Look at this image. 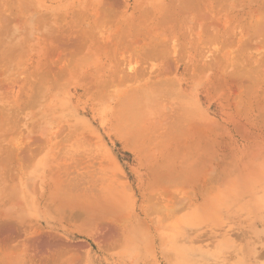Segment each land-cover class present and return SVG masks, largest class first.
<instances>
[{
	"label": "rangeland",
	"instance_id": "obj_1",
	"mask_svg": "<svg viewBox=\"0 0 264 264\" xmlns=\"http://www.w3.org/2000/svg\"><path fill=\"white\" fill-rule=\"evenodd\" d=\"M71 1L56 0L44 3L42 1L40 3L45 4L44 6L41 4L40 7L33 8L28 4L24 5L23 2H20L22 4L20 5L18 1L19 8L22 7L20 9H24L25 12L29 8L26 13L30 14L27 16L16 4L17 16L20 18L27 16L32 20L33 17L34 21L36 14L43 18L45 15L48 17L54 10L57 11L46 19L48 26L40 17L41 22H44L42 24L47 26L45 28L38 21L37 15L35 20L41 25L37 24L38 29L32 28L37 22L29 20L33 24L30 25L27 18L23 19L22 25L29 23V28L28 26L24 28L30 30L32 26L30 31L23 28L16 31V26L15 34L11 33V28L1 27L2 31L6 29L7 34L0 31V35L1 33L8 35V30L10 31L9 38L5 34L4 38L2 35L0 37L2 45L6 41L4 46L0 44L4 49L0 48V54L1 51L4 52L0 57L4 59L3 61L0 59V264H178L176 262L178 260L174 259H181L180 264L191 262L198 264L199 261V264H205L208 260L209 264L217 262L226 264L227 261L230 262L227 264L231 262L264 264V0H226L225 3L221 0H215L217 3L211 0L210 4L208 0L207 3L201 0L204 3L201 4V8L202 6L208 8H205L207 9H204L205 11L202 9L203 13L210 10L209 15L208 13L205 15L206 18L202 13L203 17L209 20L207 15H211V21L217 19L213 24L217 26L206 25L211 28L205 27L203 22L205 24L209 22L203 21L204 18L200 21L202 23L198 22L199 25L192 23L196 21L197 10L201 9L199 7L196 11L192 8L194 12L189 13L187 9V13L192 16L188 14L187 16L186 13L184 15L189 20L191 17L195 20L191 21V18L192 24L188 20V25L186 17L182 15L183 11L186 12L182 10V6L187 1L176 0L174 3L177 2V6L171 8L178 7V2L179 6L183 3L179 7L182 10L179 14L181 18L186 19L183 23L188 25L184 28L183 23L178 24L182 27V32L172 17L169 21L172 25L174 21L178 28L172 26L170 22L168 24L167 19L171 13H168L167 17L164 16L165 21L158 15L154 18L157 13H151L153 16L145 17L146 19L141 21L142 24L138 23L145 32L139 33L140 35L135 33L133 38L131 36L134 31L140 29H136L139 28L137 24L136 30L132 28V31L128 20L126 21L127 16L128 19L134 18L135 15L139 16L143 12L141 10H145L151 0H119L124 7L122 10L127 11L122 14L120 13L122 10H119L120 5L118 8H108L112 2L104 0L108 3L105 6L106 3L98 0L102 1V4L94 3L98 10L107 11L112 16L111 12L114 9V15L117 14L119 18V22L115 21L116 23L111 20L112 18L116 20L115 16L108 18L113 25H110L112 22L106 21L108 24L105 22L103 25L104 31L98 30L101 36L96 30L98 34L96 36L99 38L95 36V31L87 32V27L86 30L82 29L83 27L73 29L67 27L68 23H75L77 16L79 18L81 16L76 12L81 11L82 6H78L77 10V5ZM154 1L168 3L167 9H170V0ZM66 3L74 6L67 10ZM171 4L173 5L172 2ZM23 5L27 7L26 10ZM98 5H102L103 8L101 6L99 8ZM30 8L33 9L31 13ZM36 8L37 10L43 8V11L35 10V13ZM167 9L164 8L161 12L166 14ZM33 12L34 16L31 17ZM117 12L121 15L119 16ZM22 13L25 15H21ZM124 13L127 15L126 19ZM201 16L197 17L198 20ZM82 18L80 22L77 21L79 24L85 22ZM149 19L150 23L145 21L146 26L144 20ZM152 19H155V22L151 21ZM90 20L92 19L89 18L85 23H90ZM218 21H222L219 26ZM163 22L167 24L166 29L175 30L178 34L172 35L174 32L169 31L171 35L168 32L164 34L165 28L159 25L163 27L159 29L157 26ZM143 23L145 28L142 26ZM255 23L258 28L251 27ZM203 25L210 31L205 30ZM124 26L126 28L128 26V33L122 32ZM155 26L160 31L155 29ZM151 30L154 33L158 30L160 33L156 34L164 37L159 36V39H163V42L160 41L166 43L165 46L168 45L161 46L162 48L157 46L162 50L153 46L158 51L157 54L160 55L162 52L161 56H156L155 50H153L155 53L150 52L153 41L149 40L147 32L150 33ZM193 33L198 39L201 36L203 44L200 39L198 43L195 41L197 36L192 38ZM103 34L107 37L109 35L108 39ZM127 34L130 35L126 40L128 47L130 39L135 46L132 44L133 51L130 47V51L124 52V46L127 48V45L123 38H127ZM143 34L147 36L146 40L144 35L146 43ZM203 34L206 37H203ZM93 35L96 40L91 37ZM187 35L193 40H185V43L183 39L188 37ZM135 36L138 38L133 41ZM13 37L17 39L16 42ZM101 38L105 41L103 42ZM179 38L185 45L183 42V46L179 44ZM211 38L213 40L210 41ZM100 39L101 43L98 41ZM138 39L140 42L135 43ZM207 39L210 42L206 41ZM164 40L172 43L168 44ZM14 42L19 47L16 51L14 49L15 55L11 49L17 47ZM119 43H122V50L118 48ZM196 43L200 45L199 49H196L198 48ZM111 44L114 48L107 47ZM143 44L147 50L150 49L148 50L150 55L147 51L145 57L146 53L142 54L143 50H146L142 47ZM137 45L140 47L139 50L142 49L141 54L134 53L139 52L135 50ZM163 48L166 49V53ZM154 54L155 58L149 57ZM220 75L225 79L219 80ZM169 79L173 80V83L169 82ZM103 80L106 82L102 83ZM165 81L172 84L168 86ZM152 82L153 87L150 84ZM107 83L112 86L107 87ZM162 84H166L165 87ZM166 90H170L169 94L163 92ZM185 119L187 123L191 121L192 124L185 123ZM173 120L178 121L174 123ZM178 122L180 125H176ZM200 129L203 132H199ZM169 132L172 134H168ZM173 134L176 135L175 138ZM254 176L258 179H254ZM212 183L218 188H215L216 185L211 186ZM233 184L240 189H237L239 193L236 189L234 191ZM247 185L252 186L251 191L257 192L251 194L250 188L249 191H245ZM210 188L216 189L218 194ZM226 188H231L230 190L235 193L231 191L232 195L230 193L231 196H228L224 191L230 190ZM220 190L233 202L227 198L223 201L217 199L222 200L223 196L226 197L220 195ZM164 191L169 192L166 193L167 196ZM244 191L246 193H243ZM233 194L237 195L236 198ZM163 198L168 199L165 201ZM208 200L213 205H210ZM216 201L220 207L216 206L218 205ZM190 202L192 205L189 207ZM221 202L225 204L227 202L228 208L227 204ZM186 203H189L188 206ZM202 206L206 210V217L204 210H200ZM212 206L214 208L216 206L217 209ZM234 207L237 209L234 210ZM240 207L241 211L238 209ZM160 210L165 211V215L162 213V216ZM195 210L198 215L196 219L193 217ZM208 212L213 215H208ZM224 212L227 214H223ZM231 214L237 217L230 218ZM207 217L209 222L212 218L217 220L215 219L213 224L206 223ZM198 221L202 223L199 222L198 225ZM177 231L181 232L177 234ZM185 232L188 233L187 237L191 242ZM141 234L144 235L143 239ZM149 234L150 236L153 234L152 241L148 237ZM171 235L173 237H170ZM138 237L145 242L140 243L141 240H136ZM225 237L231 242L235 241L238 246L231 247L235 242L233 244L230 240H225ZM223 241L224 243H221ZM178 245L182 247L181 252L177 251ZM149 246L152 249L147 248L148 252L146 247ZM239 248L243 254L241 252L239 254ZM217 254L222 257H220L223 259L222 262ZM212 259L215 260L211 262Z\"/></svg>",
	"mask_w": 264,
	"mask_h": 264
},
{
	"label": "bare ground",
	"instance_id": "obj_2",
	"mask_svg": "<svg viewBox=\"0 0 264 264\" xmlns=\"http://www.w3.org/2000/svg\"><path fill=\"white\" fill-rule=\"evenodd\" d=\"M18 1H19V3H20V2H23L24 5H27V4H28L30 7L33 8V7H38V6L40 7V5L44 3V1H50V2L52 1V2H55L56 0H55V1H54V0H0V31H1V32H3V31L6 30V29H3V31L1 30V29H2L1 27L4 26L3 28H7V29L11 28V30H12L11 33H15V34H16L17 32H15V29H14L16 26H17V27H16V28H17L16 31H18V29H20V28H23V29L25 30V29L29 28V26L32 24V23H30V21H31V22H34V23L37 22V21L35 20V19L37 18V17H35L37 14H36L35 16L33 15L34 12L31 14V17L34 16V21H33V17H32V20H30L31 18L28 19L27 16L30 15V14H29V13H26V12H28V9H29V8L27 9V7L25 8V6L23 5V7L25 8V10L27 9V11L25 12L24 9L21 10L22 7H20V8H21V9H20L19 6L22 5V4H21V3H20V5L17 4ZM42 1H43V3H40V2H42ZM63 1H64V0H63ZM102 1H103V3H106L104 0H102ZM102 1L99 2L98 0H72L71 2H74V5H77L76 8H77L78 6H82L81 11L79 10V7H78L77 10H79V12H76V13H78L79 15L81 14V16H82V15H83V16L86 15V16H84V17L82 16L83 18L80 16V18H79V16H77L78 14L75 13L76 16H77L79 19H78V18L75 16V14H74V17L77 18V20L75 21V19H74L75 23H74V22L72 23V22L70 21L71 23H70V24L68 23L67 27H71L72 29H73V28H82V27H83L82 29H84V30H86V27H87V28H88L87 32H88V31H92V33H93V32L95 31V33H96V30H97V31H98V30H99V31L101 30V32L104 31L103 28H104L105 26H103V25H105V22H106V21H108L109 23L112 22V21H114V23H116L115 21H118L119 18H118V15H117V14H116L117 17H116V15H114V14H115V13L113 12L114 9H113V11H112V10H110V9L108 10V9L106 8L108 11H112L111 13H113V14H112V16H111L107 11H100V9H99V10L97 9V8H98L97 6H96L97 8L95 7V4H96V3H100V4H102V3H101ZM106 1H107V2H112L111 4L109 3L108 8H109V7H110V8H115V7L118 8L117 6H119V5H120V8H121V9H119L120 11L124 8L123 6H121V2H120L119 0H106ZM151 1H152V0H151ZM151 1H150V3L147 4L146 8H145L144 5L141 3L142 7H144L145 10L142 9L141 11H143V12L140 11L142 14H140V15L138 14L139 16H136V15H135L134 18H131V17H130V18H129L130 20L128 19V16L125 14L127 11H123L124 9H123L121 12L119 11L121 14H122V12H125V13H124V14H125L124 16H125V19H126V16H127L126 21L128 20L129 25H130V27H131V28H130L131 30H132V28H133V30H136V29L143 30V29L140 28V26H139L140 23H139V22H141L143 19L148 18L147 16H149V17H151L150 15L153 16V14H151V13H154V14L157 13L156 15H154V16H155L154 18H157L156 16L158 15V16H160L164 21H165V19H164L165 17H164V16L167 17L168 13H171V14H169L170 16L168 15V16L170 17V18L168 17L169 19H167V20H168V21H167L168 24H169V22L171 21V20H170L171 17L174 19V21L177 22V25H178V24H181V23H183V20L185 21V20L187 19V16L189 15V14H188L189 11H192L193 9H194V11H196L198 7L201 8V4L204 5L203 1H201V0H186L187 2H186V1H181V0H180L181 2H186V3H188V5L185 3V5H187V6L183 5V3H181V4L183 5V6H182V10H183V9L186 10V12L183 11V14H182V15H184L185 13H186L185 15L188 14L187 16L184 15V17H186V19H184V18H181V17H180L181 15L179 14V12L181 13V11H182L181 8H179V7L181 6V4H180V6H179V2H178V7H175V8H178L177 10H174L175 8H171V7L177 6V2H176V4L174 3L176 0H170V3H169V4H170V9H169V10L167 9V7H169V6H168V3H163V2H161V1L159 2V1H154V0H153V2H151ZM177 1H178V0H177ZM208 1H209L208 3L210 4L211 0H208ZM214 1H215V0H214ZM218 1H220V0H218ZM221 1H222L223 3H225L224 1H226V0H221ZM69 2H70V1H69ZM171 2L173 3V5L171 4ZM204 2L207 3V0H205ZM215 2L217 3V1H215ZM222 2H221V3H222ZM46 3H47V2H46ZM94 3H95V4H94ZM144 3H147V2H144ZM212 3H213V2H212ZM228 3H229V2H228ZM228 3L226 2V4H228ZM16 4H17L18 6H17ZM66 4L68 5V3H66ZM112 4L115 5V6H113ZM226 4H225V5H226ZM28 5H27V6H28ZM32 5H33V6H32ZM44 5H45V4H43L42 6H44ZM51 5H52V4H50V6H49V5H46V6H49V7L51 8V7H52ZM74 5H70V6L68 5V7H67L68 9H67L66 7H65V9L69 10L70 8H72L71 6H74ZM107 5H108V3L105 4V6H107ZM111 5H112L113 7H112ZM141 5H140V7H141ZM205 5H206V4H205ZM16 6H17L21 11H24V12L26 13L27 16H25V17L28 19V21L30 20V21H29V23H30L29 26H28L29 23H28L27 25H25V26H24L25 23L22 25V23H23V19L25 20L26 18H24V17L20 18V16H17V14H18V10H16V8H17ZM46 6H45V7H46ZM98 6H99V8H100V6L103 8L102 5H98ZM207 6H208V5H207ZM218 6H219V5H218ZM221 6H223V4H222ZM227 6L229 7V5H227ZM231 6H232V4H231ZM69 7H70V8H69ZM122 7H123V8H122ZM126 7H127V6H126ZM126 7H125V8H126ZM140 7H139V10H140ZM203 7H204V6H202L201 9H198V10H201V11H199L200 13H199L198 10H197L198 16H201L202 13H203V11H205V10L208 9L206 6H205V8H207V9H205V8H203ZM228 7H227V8H228ZM164 8L167 9L166 14L162 13ZM192 8H193V9H192ZM195 8H196V9H195ZM222 8H223V7H222ZM229 8L231 9V7H229ZM46 9H48V8H45V10H46ZM52 9L54 10V8H52ZM52 9H49V10L53 11ZM56 9H57V8H56ZM58 9H59V8H58ZM104 9H105V8H104ZM171 9H172V11L174 12V15H172L173 12L171 11ZM187 9H188V13H187ZM189 9H190V10H189ZM191 9H192V10H191ZM202 9H203V11H202ZM204 9H205V10H204ZM219 9H220V8H219ZM32 10H33V9L30 8V13H31ZM35 10H37V8L34 9V11H35ZM39 10H42V11H43V8H42V9L40 8ZM39 10H37V12H40ZM77 10H76V11H77ZM101 10H102V9H101ZM115 10H117V9H115ZM139 10L136 9V11H139ZM215 10H216V9H215ZM222 10H223V9H222ZM222 10H220V11H222ZM224 10H225V9H224ZM42 11H41V12H42ZM56 11H57V10H54V12H56ZM161 11H162V12H161ZM170 11H171V12H170ZM194 11H192V12H194ZM209 11H210V10H208L207 13H208ZM54 12H53V13H54ZM70 12H71V11H70ZM103 12H105V13H103ZM192 12H191V13H192ZM213 12H214V11H213ZM227 12H228V11H227ZM20 13H21V12H20ZM20 13H19V14H20ZM35 13H36V11H35ZM46 13H47V12H46ZM48 13H50V12L48 11ZM51 13H52V12H51ZM51 13H50V14H51ZM53 13H52V14H53ZM71 13H72V12H71ZM71 13H69V14H71ZM117 13H118V12H117ZM207 13H203V15L205 16ZM209 13H210V12H209ZM209 13H208V15H209ZM217 13H218V12H217ZM50 14H48V15H49L48 17H47V15H45L46 17L43 16V18H42V16H40V17L42 18L41 20H43V19L45 20L44 22H46L45 25H47V26H48V24H47V21H48V20H46V19H48L50 16H52V15H50ZM118 14H119V13H118ZM121 14H119V16H120ZM192 14H193V13H192ZM199 14H201V15H199ZM211 14H212V12H211ZM21 15H25V14L22 13ZM55 15H56V13H55ZM66 15H67V14H66ZM71 15H72V14H71ZM178 15H179V16H178ZM196 15H197V14H196ZM203 15L201 16V19H199V20H198V18H200V17H198V16H197L198 18L195 17V18H196V21L193 20V17H191L192 20H191V18H190V20H191V21H195V22H192V23H196V24H198V22L202 21V19L204 18ZM208 15H207V17H209V20H210V21L207 20V19H205L206 16H205V18H204L205 20H203V21H208L209 24H205V22H203V24L205 25L206 28L215 27L216 24H215V25H213V24H214V22L216 23V20H217V19L215 18V19H216L215 21H211V19H210V18H211V17H210L211 15H210V16H208ZM212 15H213V14H212ZM37 16H38V15H37ZM113 16H115L116 20H114V18H112ZM189 16H192V15H189ZM18 17H19V18H18ZM38 17H39V16H38ZM40 17L37 18V19H38V21L41 22ZM56 17H58V15H57ZM56 17H55V18H56ZM110 17L112 18V19H111L112 21H111L110 19H108V18H110ZM121 17H122V16H121ZM145 17H146V18H145ZM182 17H183V16H182ZM216 17H218V16H216ZM219 17H221V16L219 15ZM71 18H72V17H71ZM81 18H82L83 21H85V22H86V20H88L89 18H91L92 20H90V23L87 22V24H86L85 22H83V21H81V22H83V24H82V23L79 24ZM123 18H124V17H123ZM123 18H122V19H123ZM152 18H153V17H152ZM195 18H194V19H195ZM18 19H19V20H18ZM20 19H22V20H20ZM27 19H26V20H27ZM84 19H86V20H84ZM122 19H121V20H122ZM158 19H160V18H158ZM232 19H233V18H232ZM66 20H68V19H66ZM78 20H79V22H77ZM154 20H155V19H152L151 21H154ZM163 20H162V21H163ZM169 20H170V21H169ZM188 20H189V18L186 20L187 22L185 21L187 24H188ZM190 20H189V22H190ZM197 20H198V21H197ZM221 20H222V19H221ZM19 21H20V24H21L23 27L19 24ZM21 21H22V22H21ZM145 21H146V22L149 21V23H150V19H149V20H144V22H145ZM162 21H161V22H162ZM174 21H173V24L175 25V22H174ZM26 22H27V21H26ZM40 22L35 23V24H34V27H32V26H31V27H32L33 29H38V28H36V27H38V25H39L38 23H40ZM44 22L42 21V22H41V25H44V24H42V23H44ZM76 22H77L78 24H77ZM108 22H106V24H108ZM118 22H119V21H118ZM120 22H121V21H120ZM122 22H123V21H122ZM122 22H121V23H122ZM142 22H143V21H142ZM142 22H141V24H142ZM146 22H145V23H146ZM154 22H155V21H154ZM158 22H159V21H158ZM185 22L183 23L184 28H185V26L187 25V24H185ZM208 22H207V23H208ZM221 22H222V21H221ZM221 22L218 21V26L220 25ZM231 22H232V21H231ZM231 22H230V23H231ZM257 22H258V21H257ZM2 23H3V24H2ZM121 23H120V24H121ZM125 23H126V22H125ZM138 23H139V24H138ZM190 23H191V22H190ZM192 23H191V24H192ZM200 23H202V22H200ZM230 23H229V24H230ZM262 23H263V22H262ZM37 24H38V25H37ZM111 24L113 25V22L110 23V25H111ZM118 24H119V23H118ZM137 24H138L139 28H136ZM170 24L172 25V22H170ZM184 24H185V25H184ZM32 25H33V24H32ZM35 25H37V26H35ZM41 25H39V26H41ZM45 25H44V28L47 27V26H45ZM50 25H51V24H50ZM101 25H102V27H101ZM115 25H116V24H115ZM124 25H125V24H124ZM127 25H128V23H127ZM148 25H149V24H148ZM159 25H161V26H163V27L165 28V25H167V24H164V22H163V23H158L157 26H158V28L160 29V28H163V27H161V26H159ZM174 25H172V26H174ZM177 25H175L174 27H176V28L179 27V31L182 32V27H181L180 25H178V27H177ZM181 25H182V24H181ZM188 25H189V24H188ZM188 25H187V26H188ZM193 25H194V24H193ZM198 25H199V24H198ZM200 25H201V24H200ZM204 25H203V28H204ZM206 25H210L211 27H207ZM212 25H213V26H212ZM222 25H224V24H222ZM231 25H232V23L230 24V26H231ZM27 26H28V27H27ZM53 26H55V25H53ZM107 26H108V25H107ZM118 26H119V25H118ZM142 26H144V28H145L144 23H143ZM146 26H147V23H146ZM216 26H217V25H216ZM226 26L229 27L228 23H226ZM254 26H256V23H255V25H253V26H251V27H254ZM12 27H13V28H12ZM24 27H27V28H24ZM31 27H30V30H31ZM59 27H60V26H59ZM109 27H110V26H109ZM124 27H125V26H124ZM148 27H149V26H148ZM148 27H147V28H148ZM166 27H168V26H166ZM169 27H170V26H169ZM198 27H199V26H197V28H198ZM224 27H225V25H224ZM256 27H257V26H256ZM101 28H102V29H101ZM117 28H118V27H117ZM127 28H128V26H127ZM127 28L125 27V28H124L125 30L122 28V29H123L122 32H123V31H124V32L126 31V33H128V32H127ZM135 28H136V29H135ZM142 28H143V27H142ZM147 28H146V29H147ZM150 28H152V27H150ZM156 28H157V27L155 26V29H156ZM158 28H157V29H158ZM176 28H174V29H176ZM180 28H181V29H180ZM186 28H187V27H186ZM189 28H190V26H189ZM193 28H194V26H193ZM193 28H191V29H193ZM257 28H258V27H257ZM13 29H14V32H13ZM33 29H32V30H33ZM48 29H49V28H48ZM68 29H70V28H68ZM118 29H119V28H118ZM120 29H121V27H120ZM130 29H129V31H130ZM152 29H154V27H153ZM159 29H158V30H159ZM204 29H205V28H204ZM21 30H22V29H21ZM30 30L28 29V30H25V31H30ZM133 30H132V31H133ZM140 30H138L139 32H138V31H137V32L134 31V34H132L131 37L133 38V37H134L133 35H135V33H136V34H139V33L142 34V33L145 32V31H144L145 29H144L143 31H140ZM148 30H149V28H148ZM158 30L155 31V32L159 34L160 32H158ZM177 30H178V29H177ZM205 30H208V29H205ZM9 31H10V30H8V35H9ZM19 31H20V30H19ZM22 31H23V30H22ZM25 31H24V32H25ZM99 31H98L97 33H100ZM105 31H106V30H105ZM151 31H152V32H150V33L147 32V31H146V32L149 34V35H147V36H149L150 39H149V38H148V39L151 40V41H153V42L150 41V42L152 43V44L150 43V44H151V46H150V47H151V51H150V52H151V53H153V52L155 53L156 48H154L153 46H156V47H157V46H160V47L162 46V47H163V46H165L166 43H162V42H163V41H162L163 39H159V36H161V35L158 36L156 33L153 32V30H151ZM159 31H160V30H159ZM168 31H169V32H172V33L174 32L172 35H174L175 33H177L175 30H174V31H173V30L170 31L169 29H166V28H165V31H164L163 33L165 34V32H168ZM179 31H178V32H179ZM202 31H203V29H202ZM208 31H210V30H208ZM5 32H6V31H5ZM111 32H112V31H111ZM169 32H168V33H169ZM180 32H179V33H180ZM184 32H185V31H184ZM11 33H10V34H11ZM97 33L95 34V36L98 35ZM112 33H114V31H113ZM115 33H116V32H115ZM132 33H133V32H132ZM161 33H162V31H161ZM163 33H162V34H163ZM189 33H190V36H191V32H189ZM189 33H188V34H189ZM197 33H198V32H197ZM4 34H5V33H4ZM4 34L1 33L2 38L5 37V35L7 34V32H6L5 35H4ZM122 34L125 35L124 33H122ZM129 34H131V33H129ZM140 34H139V35H140ZM145 34H146V33H145ZM145 34H143V40L145 39V38H144V35H145ZM169 34H170V33H169ZM177 34H178V33H177ZM180 34H182V33H180ZM180 34H179V35H180ZM193 34H194V33H193ZM219 34H220V33H219ZM1 35H0V37H1ZM8 35H6V36H8ZM90 35H91V34H90ZM90 35H89V36H90ZM99 35L101 36V33H100ZM170 35H171V34H170ZM182 35L185 36L184 33H183ZM200 35H202V34H200ZM200 35H199V36H200ZM203 35H204V34H203ZM11 36H14V35H11ZM11 36H10V37H11ZM15 36H16V35H15ZM15 36H14V37H15ZM95 36L93 35V36H91V37L94 38ZM103 36H105L107 39H108V37H109V35H108V37H107V35H105V34H103ZM111 36H112V35H110V37H111ZM118 36H119V35H118ZM118 36H116V37L118 38ZM126 36H127V38L125 37L126 39L123 38V39H124V42H125L127 39H129V36H130V35L128 36V34H127ZM137 36H138V35H137ZM137 36H135L136 38H134L133 41H134L135 39L138 38ZM145 36H146V35H145ZM147 36H146V40H147ZM166 36H167V34L165 35V37H166ZM187 36H188V35H187ZM196 36H197V35H196ZM196 36H195V34H194V36H193L192 38H194V37L196 38ZM14 37H13V39L15 40ZM96 37H98V36H96ZM105 37H104V38H105ZM114 37H115V36H114ZM123 37H124V36H123ZM131 37H130V38H131ZM140 37H141V36H139V39H140V41H141V38H140ZM161 37H163V36H161ZM171 37H172V36H171ZM203 37H206V35H204ZM207 37H208V36H207ZM2 38H0V39H2ZM7 38H9V36H8ZM7 38H6V39H7ZM11 38H12V37H11ZM98 38H99V37H98ZM117 38H116V39H117ZM163 38H164V37H163ZM212 38H213V37H212ZM212 38L209 39V40H210V41L213 40ZM221 38H222V37H221ZM221 38H220V39H221ZM13 39H12V42H13ZM94 39H95V38H94ZM101 39H102V38H101ZM101 39L98 40V41H100V43H101ZM109 39H110V38H109ZM119 39H120V38H119ZM139 39L136 40L135 43H137V42L139 41ZM176 39H177V38H176ZM179 39H180V40H178L179 44H182V42L185 41V40H186V41H187V40H191V41L193 40V39H191L189 36H188V37H184L183 41H181V38H179ZM199 39L201 40V44H203V43H202V38H201V36L199 37ZM199 39H198V36H197V38H196L195 41H197V43H198ZM220 39H219V40H220ZM3 40H4V39H3ZM16 40H17V39H16ZM16 40H15V42H16ZM26 40H27V39H26ZM95 40H96V39H95ZM114 40H115V39H114ZM146 40H144V43H146V42H145ZM149 40H148V41H149ZM156 40H157V41H156ZM160 40H161L162 42H161ZM171 40H172V38H171ZM209 40L207 39L206 41H209ZM1 41H2V40H0V42H1ZM8 41H9V40H8ZM10 41H11V40H10ZM30 41H31V40H30ZM102 41H103V39H102ZM104 41H105V40H104ZM104 41H103V42H104ZM111 41H112V39H111ZM119 41H122V42H123V40H119ZM140 41H139V42H140ZM173 41H174V39H173ZM180 41H181V42H180ZM186 41H185V43H186ZM195 41H193V43H194ZM210 41H209V42H210ZM12 42H10V43H12ZM15 42H14V44H16L17 47H16V48H11V47H12V44H13V43H12V44H11V47H10L11 49H13L12 52H14V49H15V51H16V50L19 48V47H18V44H17L18 41H17V43H15ZM21 42H22V41H21ZM28 42H29V40H28ZM107 42H108V41H107ZM127 42H128V41H126V44H125V45L128 44ZM131 42H132V39L129 40V44H130L131 46L129 45V47H128V45H127V48H126V46H124V47H125V49L123 50L124 52H125L126 50H127V51H130V49H131V51H133L134 48L132 49V47H134L135 44H133V43H131ZM139 42H138V43H139ZM164 42H167L168 44H169V42L172 43V41H169V42H168V41H165V40H164ZM175 42H176V41H175ZM178 42H177V43H178ZM213 42H214V41H213ZM1 43H2V42H1ZM1 43H0V44H1ZM5 43H6V41H5ZM5 43H3V45H2V44H1V45L4 46ZM22 43H23V42H22ZM97 43H98V42H97ZM97 43H96V44H97ZM110 43H111V42H110ZM110 43H109V44H110ZM115 43H116V44L118 43L117 40H116ZM142 43H143V42H142ZM183 43H184V42H183ZM185 43H184V45H185ZM189 43H190V42H189ZM197 43H196V46H198V48H196V49H199V46H200V45H198ZM19 44H20V43H19ZM24 44H25V43H24ZM94 44H95V43H94ZM119 44H120V43H119ZM121 44H122V43H121ZM121 44H120V46L118 45V48L120 47V48H119L120 50H122V48H121ZM132 44H133L134 46H133ZM147 44H148V43H147ZM147 44H145V45H147ZM199 44H200V43H199ZM1 45H0V46H1ZM6 45H7V44H6ZM21 45H22V44H21ZM25 45H27V44H25ZM103 45H104V44H103ZM123 45H124V44H123ZM187 45H188V43H187ZM8 46H10L9 42H8ZM13 46H14V45H13ZM137 46H138V45H137ZM166 46H168V45H166ZM166 46H165V47H166ZM169 46H170V45H169ZM179 46H180V45H179ZM182 46H183V44H182ZM21 47H23V46H21ZM29 47H30V46H29ZM107 47H113V46H112V44H111V46L108 45ZM115 47H116V46H115ZM122 47H123V46H122ZM130 47H131V48H130ZM142 47H144V44H143ZM142 47H141V48H142ZM152 47H153V48H152ZM162 47H161V48H162ZM0 48H1V47H0ZM4 48H5V47H4ZM113 48H114V47H113ZM129 48H130V49H129ZM138 48H140V47L138 46L135 50H136V51L138 50L139 52H138V53H137V52H134L135 54H139V53L141 52L140 50H142V49L139 50ZM144 48H146V47H144ZM144 48H143V49H144ZM157 48H158V47H157ZM161 48H158V49H161ZM168 48H169V47H167V49H168ZM181 48H182V47H181ZM181 48H180V50H181ZM1 49H2V48H1ZM11 49H10V52H11ZM158 49H157V50H158ZM2 50H4V49H2ZM8 50H9V49H8ZM8 50H7V51H8ZM112 50H113V49H112ZM148 50H150V49H148ZM148 50H147V48H146V50H143L144 52H143L142 54L146 53V54H144V57L149 53ZM153 50H155V51H153ZM161 50H162V49H161ZM163 50H164V48H163ZM165 50H166V49H165ZM165 50H164V52H165ZM7 51L5 52V54H7ZM123 51H122V52H123ZM145 51H146V52H145ZM147 51H148V53H147ZM177 51H179V49H178ZM182 51H183V50H182ZM197 51H199V50H197ZM10 52H8V54H10ZM12 52H11V54L9 55V57H11ZM157 52H158V51H156V53H155L156 56L159 55V54H157ZM160 52H161V51H160ZM3 53H4V52H3ZM3 53H2V51H1L0 57H1V55H3ZM113 53H114V52H113ZM118 53H119V52H118ZM134 53H133V54H134ZM165 53H166V52H165ZM165 53H163V54L165 55ZM177 53H178V52H177ZM114 54H115V53H114ZM135 54H134V55H135ZM140 54H141V53H140ZM155 54L149 56V55H150V53H149L148 56L151 57V58H153V57L155 56ZM179 54H180V51H179ZM13 55H15V52H14ZM108 55H109V54H108ZM161 55H162V52H161V54H160L159 56H161ZM110 56L113 57V55H110ZM142 56H143V55H142ZM142 56H140V57L142 58ZM148 56H147V57H148ZM152 56H153V57H152ZM156 56H155V57H156ZM178 56H179V55H178ZM2 57L4 58V57H7V56H2ZM16 57H17V53H16ZM111 57H110V58H111ZM137 57H138V56H137ZM155 57H154V58H155ZM12 58H13V56H12ZM0 59H1V58H0ZM15 59H17V58H15ZM112 59H113V58H112ZM221 59H222V58H221ZM3 60H4V59H1V61H3ZM215 60H216V59H215ZM219 60H220V59H219ZM1 61H0V62H1ZM5 61H6V60H5ZM5 61H4V62H5ZM9 61H10V59H9ZM12 61H13V60H12ZM221 61H222V60H221ZM220 63H221V62H220ZM205 64H206V63H205ZM208 64H209V63H208ZM208 64H207V65H208ZM221 64H222V63H221ZM197 65H199V64H197ZM197 65H196V66H197ZM207 65H206V66H207ZM211 65H212V64H211ZM199 66H200V65H199ZM223 66H224V64H223ZM163 67H165V66L163 65ZM200 67H202V66H200ZM203 67H204V66H203ZM224 67H225V66H224ZM193 68H194V67H193ZM207 68H208V67H207ZM144 69H145V68H144ZM144 69H143V70H144ZM157 69H158V68H157ZM165 69H167V68H165ZM197 69H198V67H197ZM224 69H225V68H224ZM145 70H146V69H145ZM163 70H164V68H163ZM166 71H167V70H166ZM166 71H165V72H166ZM195 71H196V69H195ZM136 72L139 73L137 70H136ZM159 72H160V71H159ZM159 72H158V73H159ZM221 72H222V71H221ZM162 73H164V72H162ZM248 73H249V72H248ZM114 74H115V73H114ZM223 74H224V73H222V75H223ZM226 74H227V73H226ZM115 75H116V74H115ZM115 75H112V76H115ZM132 75H133V74H132ZM134 75H136V74H134ZM160 75H161V74H160ZM160 75H159V76H160ZM217 75H219V73H218ZM112 76H110V77L112 78ZM230 76H231V75H230ZM230 76H228V77H230ZM125 77H126V76H125ZM127 77H128V76H127ZM133 77H135V76H133ZM217 78H218V77H217ZM221 78H222V76L220 75L219 80H220ZM129 79H131V78L129 77ZM224 79H225V78H224ZM224 79L222 78L221 80H224ZM232 79H233V78H232ZM234 79H235V78H234ZM104 80H105V79H104ZM104 80H103V81H104ZM117 80H118V79H117ZM117 80H116V81H117ZM127 80H128V79H127ZM157 80H158V79H157ZM161 80H162V79H161ZM165 80H167V79L165 78ZM169 80H170V79H169ZM169 80H168V81H169ZM229 80H231V79H229ZM103 81H102V83H105V82H106V81H104V82H103ZM119 81L121 82V80H119ZM122 81H123V80H122ZM124 81H125V80H124ZM153 81H155V80H153ZM168 81H167V82L165 81V83L168 84L169 82H172L173 80H170L169 82H168ZM217 81H218V80H217ZM217 81H216V82H217ZM227 81H228V80H227ZM231 81H233V80H231ZM234 81H235V80H234ZM109 82H110V81H109ZM150 82H151V81H150ZM156 82H157V81H156ZM156 82H155V83H156ZM159 82H160V81H159ZM163 82H164V80H163ZM223 82H226V81H223ZM121 83H122V82H121ZM172 83H173V82H172ZM172 83L168 84V86L171 85ZM227 83H228V82H227ZM232 83H233V82H232ZM112 84H113V83H112ZM150 84H152V87H153V82L150 83ZM166 84H165V85H166ZM174 84H175V82H174ZM218 84H219V83H218ZM110 85H111L110 83H109V85H108V83H107L106 86L109 87ZM159 85H160V84H159ZM162 85H163V84H162ZM165 85H163V86L165 87ZM111 86H112V85H111ZM111 86H110V87H111ZM146 86H147V85H146ZM148 86H149V84H148ZM148 86H147V87H148ZM150 86H151V85H150ZM154 86H155V85H154ZM140 87H141V86H140ZM144 87H145V86H144ZM152 87H151V88H152ZM155 87H156V86H155ZM156 88H158V87H156ZM167 88H168V87H167ZM138 89H139V88H138ZM147 89H148V88H147ZM149 89H150V88H149ZM172 89H173V88H172ZM160 90H161V88H160ZM164 90H165V89H164ZM170 90H171V89H170ZM170 90H169V91H170ZM175 90H176V89H175ZM148 91H149V90H148ZM169 91L166 90V91H163V92L169 94V93H168ZM171 91L174 92V90H171ZM141 92H142V90H141ZM143 92H144V91H143ZM150 92H151V91H150ZM152 92H153V91H152ZM154 92H155V91H154ZM157 92H158V91H157ZM161 93H162V91H161ZM125 94H126V93H125ZM125 94H124V95H125ZM152 94H153V93H152ZM154 94H155V93H154ZM158 94H159V93H158ZM172 94H174V93H172ZM177 94H178V92H177ZM121 95H123V94H121ZM128 95H129V94H128ZM148 95H149V94H148ZM150 95H151V93H150ZM174 95H175V94H174ZM174 95H173V98L176 96V95H175V96H174ZM146 96H147V95H146ZM154 96H155V95H154ZM156 96H157V95H156ZM163 96H164V95H163ZM147 97H148V96H147ZM151 97H152V96H151ZM160 97H161V96H160ZM166 97H168V96H166ZM157 98H158V97H157ZM157 98H156V99H157ZM171 98H172V97H171ZM171 98H170V99H171ZM170 99H169V100H170ZM166 100H167V99H166ZM177 100H178V99H177ZM179 100H180V99H179ZM170 103H171V102H170ZM30 104H31V103H30ZM168 105H169V103H168ZM183 105H184V104H183ZM185 106H187V105H185ZM183 107H184V106H183ZM187 108H188V106H187ZM125 114H126V113H125ZM178 115L180 116V114H178ZM185 115H186V113H185ZM185 115H182V116H185ZM175 116H177V115H175ZM175 116H174V118H175ZM187 116H189V115L187 114ZM5 117H6V116H5ZM192 117H193V116H192ZM192 117H190V119H191ZM178 118H179V117H178ZM183 118H184V117H183ZM185 118H186V116H185ZM126 119H127V118H126ZM175 119H177V118H175ZM188 119H189V118H188ZM121 120H122V119H121ZM181 120H183V119H181ZM192 120H193V118H192ZM173 121H174V120H173ZM175 121H178V120H175ZM175 121H174V123H176ZM185 121H186V119H185ZM120 122H122V121H120ZM120 122H119V123H120ZM179 122H180V120H179ZM179 122H178L176 125H180ZM181 122H182V121H181ZM190 122H191V121H190ZM190 122L187 123V121H186L185 123L190 124ZM133 123H134V122H133ZM170 123H171V124H174L173 122H170ZM182 123H183V122H182ZM182 123H181V124H182ZM121 124H122V123H121ZM191 124H192V123H191ZM191 124H190V125H191ZM124 125H125V123H124ZM124 125H123V126H124ZM214 125H215V124H214ZM117 126H118V125H117ZM120 126H121V125H120ZM120 126H119V128H120ZM128 126H129V125H128ZM166 126H167V124H166ZM169 126H170V125H169ZM181 126H183V125H181ZM172 127H173V126H172ZM185 127H186V126H185ZM200 127H202V126H200ZM213 127H214V126H213ZM121 128H122V127H121ZM121 128H120V129H121ZM124 128H125V127H124ZM127 128H129V127H127ZM165 128H166V127H165ZM173 128H174V127H173ZM176 128H177V126H176ZM178 128H179V127H178ZM180 128H181V127H180ZM197 128H198V126H197ZM215 128H216V127H215ZM13 129H14V128H13ZM182 129H183V127H182ZM198 129H199V128H198ZM202 129H203V128H202ZM209 129H210V128H209ZM209 129H208V130H209ZM14 130H15V129H14ZM170 130H171V129H170ZM174 130H175V128H174ZM179 130H180V129H179ZM187 130H188V129H187ZM123 131H124V129H123ZM125 131H126V130H125ZM131 131H133V130H131ZM167 131H169V130H167ZM177 131H178V130H177ZM200 131H201V129L199 130V132H200ZM204 131H205V130H204ZM117 132H118V134H119V131H117ZM128 132H129V131H128ZM201 132H203V131H201ZM125 134H127V133H125ZM125 134H124V135H125ZM168 134H172V133L169 132ZM168 134L165 133V135H168ZM129 135H130V134H129ZM173 135H174V134H173ZM261 135H262V134H261ZM261 135H260V136H261ZM121 136H123V134H122ZM175 136H176V135H174V138H175ZM125 137H128V136H125ZM130 137H131V135H130ZM164 137H165V136H164ZM167 137H168V136H167ZM162 138H163V137H162ZM168 138H169V137H168ZM135 139H136V138H135ZM170 139H171V136H170ZM170 139H169V140H170ZM164 140H165V139H164ZM166 140H168V139H166ZM135 141H136V140H135ZM133 144H134V143H133ZM135 144H136V143H135ZM13 147H14V146H13ZM211 150H212V149H211ZM140 153H141V152H140ZM245 162H246V161H245ZM114 163H115V162H114ZM114 163H113V164H114ZM242 163H243V162H242ZM244 165H245V164H244ZM244 165H243V166H244ZM254 165H255V164H254ZM114 166H115V165H114ZM232 167H233V165H232ZM249 167H250V166H249ZM238 168H239V166H238ZM255 168H256V167H254V169H255ZM230 169H231V168H230ZM241 169H243V167H242ZM243 170H244V169H243ZM114 171H115V170H114ZM229 171H230V170H229ZM246 171H247V170H246ZM246 171H245V172H246ZM115 172H116V171H115ZM245 172H244V173H245ZM247 172H248V171H247ZM249 172H250V168H249ZM221 173L223 174L224 172H221ZM242 173H243V172H242ZM226 174L228 175V173H226ZM226 174H224V175H226ZM239 174H240V173H239ZM256 174H257V173H256ZM220 175H221V174H220ZM220 175H219V176H220ZM231 175H232V174H231ZM242 175H244V174H242ZM229 176H230V175H229ZM244 176H246V174H245ZM247 176H248V174H247ZM255 176H256V175H255ZM255 176H254V179H258V178H255ZM221 177H222V175H221ZM221 177H220V178H221ZM226 177H228V176H226ZM230 177H231V176H230ZM217 178H218V177H217ZM205 181H206V180H205ZM207 181H208V180H207ZM228 181H229V180H228ZM244 181L246 182V180H244ZM209 182H211V181H209ZM218 182H219V181H218ZM182 183H183V182H182ZM204 183H205V182H204ZM207 183H208V182H207ZM230 183H231V182H230ZM212 184H213V185H211V186H215V185H216V184L214 185V183H212ZM219 184H220V183H219ZM180 185H181V184H180ZM205 185H206V183H205ZM230 185H231V184H230ZM230 185H228V186L230 187ZM206 186H207V185H206ZM206 186H205V188H206ZM209 186H210V185H209ZM211 186H210V187H211ZM232 186H234V184H233ZM225 187H226V186H225ZM225 187H223V188L225 189ZM234 187H235V186H234ZM251 187H252V186H251ZM251 187H250L249 185H247V188H246V186H245V191H246V190L249 191L248 188H250V192H251V194H253L252 192H257V191H251ZM205 188H204V189H205ZM207 188H208V187H207ZM215 188H218L217 185H216ZM231 188H232V187H231ZM231 188H230V189H231ZM243 188H244V187H243ZM210 189H211V188H210ZM219 189H220V188H219ZM230 189H227V188H226V190H230ZM235 189L237 190V189H239V188H237V186H236V187L234 188V191H236ZM253 189H254V188H253ZM253 189H252V190H253ZM208 190H209V188H208ZM211 190L213 191L214 188L211 189ZM215 190H216V189H215ZM215 190H214V192L217 193V191H215ZM239 190H240V189H239ZM243 190H244V189H243ZM243 190L241 189V191H243ZM254 190H255V189H254ZM168 191H169V190H168ZM168 191H166V193H167ZM184 191H185V190H184ZM202 191L204 192L203 189H202ZM202 191H199V192H202ZM205 191H206V190H205ZM209 191H210V190H209ZM220 191H221V190H220ZM220 191H219V192H220ZM231 191H232L233 193H235L233 190H230L229 192H228V191H224V192H225V193L227 192V193H228V196H229L230 193H231ZM245 191H244L243 193H246ZM169 192H170V191H169ZM169 192H168V193H169ZM177 192H178V191H177ZM203 192H202V194H203ZM237 192H238V190H237ZM162 193H163V192H162ZM164 193H165V191H164ZM166 193H165V194H166ZM171 193H172V192H171ZM173 193H174V191H173ZM212 193H213V192H212ZM227 193H226V194H227ZM238 193H239V192H238ZM238 193H236V194H238ZM248 193H249V192H248ZM165 194H164V195H165ZM175 194H176V193H175ZM175 194H173V195H175ZM205 194H206V192H205ZM217 194H218V193H217ZM222 194H223V191H221L220 195H222ZM240 194H242V193H240ZM251 194H250V195H251ZM193 195H194V194H193ZM195 195H196V194H195ZM206 195H207V194H206ZM223 195H225V194H223ZM231 195H232V193H231ZM231 195H230V196H231ZM233 195H235V194H233ZM246 195H247V194H246ZM246 195H244V196H246ZM248 195H249V194H248ZM253 195H254V194H253ZM166 196H167V194H166ZM168 196H169V195H168ZM225 196H226V195H225ZM236 196H237V195H235V198H236ZM161 198H162V197H161ZM171 198H172V197H171ZM174 198H175V197H174ZM226 198H227V196H226V197L223 196L222 200H221L220 198H217V199H219L220 201H223V199H226ZM232 198H234V196H232ZM232 198H231V199H232ZM164 199H165V198H163V200H164ZM167 199H168V198H166L165 201H166ZM172 199H173V198H172ZM217 199H216V200H217ZM227 199H228V198H227ZM169 200H170V199H169ZM214 200H215V198H214ZM228 200H229L230 202H233V201H231L230 199H228ZM228 200H227V202H228ZM171 201H172V200H171ZM171 201H170V202H171ZM204 201H205V200H204ZM208 201L210 202V200H208ZM208 201H207V202H208ZM173 202H174V201H173ZM193 202H194V201H193ZM227 202H226V204H227ZM167 203H168V202H167ZM183 203H184V202H183ZM194 203H195V202H194ZM215 203L218 204L219 202L216 201ZM221 203H222V202H221ZM221 203H220V204H221ZM188 204H189V203H188ZM188 204L186 203L185 205L188 206ZM204 204H205V203H204ZM211 204H212V203L210 202V205H211ZM222 204L226 205L225 203H222ZM150 205H151V204H150ZM153 205H155V204H153ZM191 205H192V204H191V202H190L189 207H190ZM195 205H196V204H195ZM202 205H203V204H202ZM210 205H209V206H210ZM212 205H213V204H212ZM230 205H231V204H230ZM151 206H152V205H151ZM209 206H208V209L210 208ZM216 206H217V207H218V206L220 207L221 205L218 204V205H216ZM216 206H215V208L212 206V208L217 209ZM226 206H227V208H228V204H227ZM232 206H233V205H232ZM164 207H165V206H164ZM169 207H170V206H169ZM173 207H174V206H173ZM175 207H176V206H175ZM177 207H178V206H177ZM194 207H195V206H194ZM202 207H203V208H202ZM202 207H200V208H202V209H200V210H204V206H202ZM149 208H150V207H149ZM152 208H154V207L152 206ZM205 208L207 209V207H205ZM241 208H242V207H240V208H238V209L240 210ZM155 209H156V208H155ZM160 209H161V208H160ZM174 209H175V208H174ZM221 209L223 210V209H224V206L221 207ZM225 209H226V208H225ZM235 209H237V208L234 207V210H235ZM157 210H158V209H157ZM162 210H163V209H162ZM164 210L167 211L168 209H167V210L164 209ZM169 210H170V208H169ZM169 210H168V211H169ZM175 210H177V208H176ZM210 210H211V208H210ZM210 210H208V211H210ZM218 210L220 211V209H218ZM218 210H217V211H218ZM226 210H227V209H226ZM158 211H159V210H158ZM165 211H164V212H165ZM168 211H167V212H168ZM205 211H206V210H204V213H205ZM213 211L215 212V210H213ZM217 211H216V212H217ZM240 211H241V210H240ZM243 211H244V209H243ZM243 211H242V212H243ZM160 212H161V214L163 213V214L165 215V213L162 212L161 210H160ZM171 212H172V210H171ZM171 212H170V213H171ZM193 212H195V216H193V217H195V219H196V217H198V215H196V210L193 211ZM201 212H202V211H201ZM222 212H223V211H222ZM229 212H231V211L229 210ZM229 212H228V213H229ZM237 212H238V211H237ZM244 212H245V211H244ZM208 213H209V212H208ZM231 213H232V212H231ZM233 213H234V212H233ZM159 214H160V213H159ZM163 214H162V216H163ZM173 214H175L174 211H173ZM176 214H177V213H176ZM193 214H194V213H193ZM216 214H218V213H216ZM216 214H214V217H216V216H215ZM221 214H222V213H221ZM223 214H227V212H226V213L224 212ZM157 215H158V213H157ZM167 215H168V213H167ZM167 215H166V216H167ZM208 215L212 216L213 214L209 213ZM229 215H230V213H229ZM229 215H228V216H229ZM158 216H159V215H158ZM160 216H161V215H160ZM170 216H172V215H170ZM173 216H175V215H173ZM206 216H207V214L205 213V217H206ZM218 216H219V215H218ZM220 216H221V215H220ZM232 216L237 217L236 215H232V214H231L230 218H231ZM193 217L191 216V218H193ZM199 217H200V216H199ZM203 217H204V216H203ZM208 217H209V216H208ZM208 217H207L206 220H208ZM238 217H239V216H238ZM240 217H243V216H240ZM159 218H160V217H159ZM165 218H166V217H165ZM168 218H169V217H168ZM211 218H212V217H211ZM162 219H163V218H162ZM166 219H167V218H166ZM201 219H204V218H201ZM215 219L217 220V218H215ZM215 219L213 220V218H212L213 222H211L212 220L209 222V220H210V217H209V220L206 221V223L208 222V223H210V224H211V223L213 224V223L215 222ZM222 219H223V218H222ZM239 219H240V218H239ZM160 220H161V218H160ZM190 220H191V219H190ZM197 220H198V218H197ZM219 220L221 221V219H219ZM224 220H225V219H224ZM224 220H223V221H224ZM228 220H229V219H228ZM228 220H227V221H228ZM161 221H162V220H161ZM188 221H189V220H188ZM202 221H203V220H202ZM223 221H222V222H223ZM229 221H230V220H229ZM163 222H164V221H163ZM179 222H180V221H179ZM179 222H178V223H179ZM186 222H187V221H186ZM189 222H190V221H189ZM189 222H188V223H189ZM192 222H196V221H193V220H192ZM199 222H200V221H198V225H200ZM225 222H226V221H225ZM178 223L176 222V224H178ZM200 223H202V222H200ZM204 223H205V222H204ZM220 223H221V222H220ZM160 224H162V223H160ZM163 224H164V223H163ZM180 224H181V223H180ZM218 224H219V223H218ZM224 224H225V223H224ZM195 225H196V223H195ZM203 225H204V224H203ZM206 225H207V224H206ZM179 226H180V225H179ZM181 226H182V224H181ZM192 226H193V225H192ZM201 226H202V224H201ZM207 226H208V225H207ZM194 227H196V226H194ZM209 227H211V226H209ZM213 227H214V226H213ZM136 228H137L138 230L140 229V228H138V227H136ZM191 228H192V227H191ZM199 228H200V227H199ZM214 228H215V227H214ZM215 229H216V228H215ZM140 230H141V229H140ZM133 231H134V233H135V230H133ZM142 231H143V230H142ZM136 232H137V230H136ZM180 232H181V231H180ZM180 232L177 231V234H179ZM187 232H188V231H187ZM141 233H143V232H141ZM144 233H145V232H144ZM148 233H149V232H148ZM151 233H152V232H151ZM202 233H203V231H202ZM257 233H258V232H257ZM138 234H139V231L137 232V235H138ZM182 234H183V233H182ZM185 234H186V232H185ZM185 234H184V235H185ZM187 234H188V233H187ZM187 234H186V237L188 236ZM253 234H254V233H253ZM134 235H135V234H134ZM141 235H142V234H141ZM152 235H153V234H152ZM152 235H151V236H152ZM180 235H181V234H180ZM189 235H190V234H189ZM226 235H227V234H226ZM138 236H140V235H138ZM143 236H144V235H142V237H141L142 239H143ZM151 236H150V234L148 235V237L150 238V241H152V239H153V238L151 239ZM190 236H191V235H190ZM168 237H169V236H168ZM170 237H173V235H171ZM170 237H169V238H170ZM259 237H260V236H259ZM138 238H139V237H138ZM138 238H137L136 240H141L140 238H139V239H138ZM145 238H146V235H145L144 239H145ZM174 238H175V237H174ZM187 238L189 239V237H187ZM187 238H186V239H187ZM222 238H223V240H224V237H222ZM188 239H187V240H188ZM226 239H227V237H225V240H226ZM258 239H259V238H258ZM136 240H135V242H139V241H136ZM189 240H190V239H189ZM227 240H230V239H227ZM185 241H186V240H185ZM220 241H222V240H220ZM141 242H145V241H142V240H141L140 243H141ZM187 242H189V241H187ZM190 242H191V240H190ZM190 242H189V243H190ZM230 242H231V240H230ZM232 242H233V244H234L235 241H232ZM232 242H231V243H232ZM147 243H148V242H147ZM221 243H224V241L221 242ZM225 243H226V242H225ZM255 243H256V242H255ZM136 244H138V243H136ZM142 244H143V243H142ZM149 244H150V243H149ZM218 244H219V242H218ZM218 244H217V245H218ZM235 244H236V242H235ZM235 244H234L233 246H231V247L236 248L235 246H238V245H237V244L235 245ZM146 245H147V244H146ZM188 245H190V244H188ZM223 245H224V244H223ZM223 245H221V246H223ZM230 245H231V244H230ZM178 246H179V245H178ZM191 247H194V246H191ZM215 247H217V246H215ZM219 247H220V246H219ZM243 247H244V246H243ZM147 248H148V249H150V248L152 249V247H150V246H149V247H146V249H147ZM174 248H176V247H174ZM177 248H179V250L177 249V251H180V248L182 249L181 246H179V247H177ZM189 248H190V247H189ZM194 248L196 249V247H194ZM197 248H198V247H197ZM217 248H218V247H217ZM221 248H222V247H221ZM223 248H224V247H223ZM148 249H147V250H148ZM190 249H191V248H190ZM195 249H194V250H195ZM219 249H220V248H219ZM263 249H264V248H263ZM186 250H188V247H187ZM239 250H240V251H239ZM241 250H242L241 248L238 249L239 254H240ZM243 250H244V249H243ZM152 251H153V250H152ZM190 251H191V250H190ZM190 251H189V252H190ZM195 251L198 252L197 250H195ZM201 251H202V250H201ZM203 251H204V250H203ZM205 251H206V250H205ZM217 251H218V250H217ZM217 251H216V253L219 252V251H218V252H217ZM223 251H224V250H223ZM234 251H236V250H234ZM148 252H149V250H148ZM180 252H181V251H180ZM187 252H188V251H187ZM225 252H226V251H225ZM232 252H233V251H232ZM198 253H199V252H198ZM227 253H228V252H227ZM150 254H151V253H150ZM178 254H180V253L178 252ZM183 254H184V253H183ZM189 254H190V253H189ZM202 254H203V253H202ZM207 254H208V253H207ZM229 254H231V253H229ZM237 254H238V253H237ZM241 254H243V252H241ZM258 254H259V253H258ZM181 255H182V254H181ZM204 255H205V257L207 256L206 254H204ZM214 255H215V252H214ZM224 255H225V253H224ZM178 256H179V255H178ZM183 256H184V255H183ZM208 256H210V254H208ZM237 256H238V255H237ZM237 256H236V257H237ZM189 257H190V256H189ZM212 257H213V255H212ZM217 257H219L218 254H217ZM220 257H221V256H220ZM220 257H219V258H220ZM239 257H240V256H239ZM242 257H244V256H242ZM242 257H241V258H242ZM259 257H261V256H259ZM178 258H179V257H178ZM202 258H203V257H202ZM208 258H210V257H208ZM213 258H214V257H213ZM221 258H222V257H221ZM221 258H220L219 260H221V262H222L223 259H221ZM241 258H239V259L241 260ZM197 259H198V258H197ZM243 259H244V258H243ZM256 259H257V258H256ZM174 260H178V261H176V262H178V264H180L179 262H180L181 259H174ZM199 260H200V259H198V261H199ZM204 260H206V259H204ZM213 260H215V259H212L211 262H213ZM224 260H225V259H224ZM235 260H236V259H235ZM235 260H234V261H235ZM193 261H195V260H193ZM215 261L217 262L218 259L216 258ZM226 261H227V260H226ZM226 261H224V262H226ZM234 261H233V262H234ZM241 261H242V260H241ZM243 261H244V260H243ZM199 262H200V261H199ZM199 262H198V264H199ZM201 262H202V261H201ZM211 262H210V263H211ZM216 262H215V263H216ZM227 262H228V261H227ZM227 262H226V264H227ZM244 262H246V261H244ZM171 263H172V261H171ZM195 263H196V262H193V264H195ZM202 263H203V262H202ZM218 263H219V262H217V264H218ZM228 263H230V262H228ZM173 264H174V263H173ZM176 264H177V263H176ZM190 264H192V262H191ZM205 264H209V260H208V263L205 262ZM213 264H214V263H213ZM231 264H233V263L231 262ZM235 264H238V263L235 262Z\"/></svg>",
	"mask_w": 264,
	"mask_h": 264
}]
</instances>
